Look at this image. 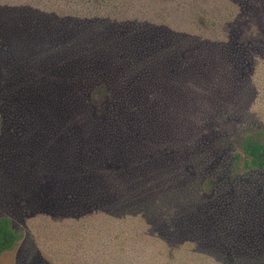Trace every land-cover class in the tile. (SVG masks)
<instances>
[{"label":"trees","instance_id":"trees-1","mask_svg":"<svg viewBox=\"0 0 264 264\" xmlns=\"http://www.w3.org/2000/svg\"><path fill=\"white\" fill-rule=\"evenodd\" d=\"M221 1L251 29L206 13L184 29L72 4L7 16L2 55L21 66L13 116L33 166L20 182L36 180L39 193L37 177L49 181L31 213L136 225L135 239L158 242L157 264H264V135L240 70L264 58V0ZM2 105L0 91V128ZM230 231L253 241L226 240ZM22 238L0 214V258ZM127 244L117 242L119 258Z\"/></svg>","mask_w":264,"mask_h":264},{"label":"rangeland","instance_id":"rangeland-1","mask_svg":"<svg viewBox=\"0 0 264 264\" xmlns=\"http://www.w3.org/2000/svg\"><path fill=\"white\" fill-rule=\"evenodd\" d=\"M77 5V13L90 14L106 12L117 17H136L166 23L176 28H191L197 13H206L211 21L232 26L240 33L252 27L253 19L247 13L235 18L228 6L221 0H0V36L5 32L7 16L14 15L18 8L30 7L42 11H66L70 5ZM73 9V8H71ZM74 10V9H73ZM231 11V9H230ZM220 27V25H218ZM5 46L0 39V91L3 95L2 112L5 122L0 128V214L9 215L14 226L23 232L19 245L0 258V264H157L158 242L148 236L138 237L139 227L129 223L110 221L97 214L85 217H71L53 213H31L38 202L33 195L47 191L48 175L37 177L44 181L38 193L36 180L22 184L24 168H32L21 158V143L26 130L15 124L16 94L12 87L13 77L21 66L17 59L3 56ZM242 73L252 75L255 93L251 112L264 135V58L259 56L253 67L241 66ZM23 146V145H22ZM32 196V200H31ZM118 236L128 243L123 249L124 257L115 253ZM226 240L251 243L253 236L240 235L234 238L230 231ZM134 243L136 249H132ZM246 255L254 253L245 251ZM157 256V257H156ZM252 257V256H251ZM122 259L120 263H117Z\"/></svg>","mask_w":264,"mask_h":264}]
</instances>
